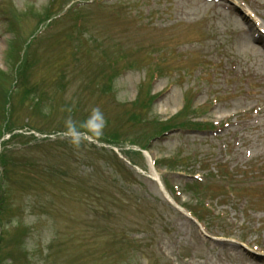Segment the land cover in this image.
Returning <instances> with one entry per match:
<instances>
[{
	"label": "rangeland",
	"instance_id": "rangeland-1",
	"mask_svg": "<svg viewBox=\"0 0 264 264\" xmlns=\"http://www.w3.org/2000/svg\"><path fill=\"white\" fill-rule=\"evenodd\" d=\"M227 1L0 0V92L26 50L11 122L50 170L1 182L0 264L8 253L18 264H264V0H230L242 14ZM136 99L147 121L127 137L171 158L172 198L211 239L168 203L146 156L124 157L127 141L65 131L92 112L91 132L102 133L100 116L111 132ZM176 115L212 125L158 137L154 120ZM184 175L205 185L199 195ZM23 227L26 252L13 243Z\"/></svg>",
	"mask_w": 264,
	"mask_h": 264
},
{
	"label": "trees",
	"instance_id": "trees-1",
	"mask_svg": "<svg viewBox=\"0 0 264 264\" xmlns=\"http://www.w3.org/2000/svg\"><path fill=\"white\" fill-rule=\"evenodd\" d=\"M76 10V7L71 5L68 9L65 10V12L60 13L57 12V16L52 19V23L57 22L58 17H64L68 14L74 13ZM45 17V22L46 20H49L51 17L50 15H46ZM80 17V16H78ZM78 17H75L76 19V26L79 23L80 19H77ZM51 23V20L48 23H45L46 25H49ZM30 45V43H29ZM28 47V45L26 46ZM25 47V48H26ZM28 56L26 53V50L22 56L19 57L17 63L15 64L14 69H13V82L12 86L10 89L7 91V93H2L0 92V216L2 215V212L5 211L3 205L5 200L3 198V192L4 188L2 189L1 182L7 180L9 176H16L18 177V184L21 185V181L25 182L24 179H21L22 176H29L30 179L35 177L37 182H42L44 179L48 177L47 172H49L48 166L43 163L42 159L39 157H33V156H27L29 153V150L26 148L29 139L27 138H34V135H28L24 134L23 132H19L18 129L12 124L11 122V96L18 90L19 84L23 83L25 79H27V75L29 74L30 68H31V63L28 61ZM2 72L0 71V75ZM111 83L109 82L108 88L111 89ZM107 88V89H108ZM30 90H34L35 88H29ZM28 88H25V91L27 92L29 90ZM28 91V93L30 92ZM109 95V94H108ZM153 98V97H152ZM134 106L132 103L129 106L128 105H122L124 106V114L126 115L125 120H123L118 126V128H114V130L111 132L108 130L110 127V121L107 119V117H101L99 118V121L102 120V125L103 127L101 128L102 135L97 136V134L92 133L90 130V126L88 121L96 117V113L90 112L88 114V117L82 118L80 121H78L76 124L73 126L66 128L65 131L67 133L69 132H74L77 134L81 135H90L95 139H98L103 141L106 144L109 145H119L121 143H125L126 141L133 147H137L140 150H149L151 145L150 141L151 139L147 140L146 143H140L135 140H130V138L127 137L128 132H131L134 128L138 126H144L146 124L147 119L143 115V111L146 109H142L141 104L137 107V103L139 102V99H136L133 101ZM187 107V106H186ZM177 115L173 117L172 119L166 120L164 122H160L158 120H154V132H156L158 137L162 138V134L164 132H167L169 130H182V131H206L205 126H210L212 123H206L202 121H197L194 120V118H188L183 121L177 120ZM159 128V130H158ZM39 132H44V130H38ZM6 135L8 137H6ZM6 137V138H5ZM24 140H27L24 142ZM15 141H20L22 143H26L23 146L18 145L17 147H13V144ZM25 146V147H24ZM140 150L137 149H127L123 152L124 157L132 164L136 166H140L141 161L144 159L142 153ZM105 152L106 150L103 149ZM31 153V151H30ZM113 156L118 160L117 156L111 152ZM171 160L169 159H155L154 160V166L156 168H164L166 172L164 174H161V179L164 187L168 191V193L172 194L174 197L176 190L173 188V186L169 182V175L174 174V167L173 165H168L165 162ZM175 161V160H174ZM121 166H125L122 161H119ZM174 169V170H173ZM47 174V175H45ZM181 178L185 179L184 185L182 186L183 190L185 192H192L194 195H199V188L204 187L205 185L201 183L200 181H197V179L193 178H188L187 175L184 176H179ZM33 180V179H32ZM177 201V200H176ZM199 219V216H198ZM28 229L26 227H23L19 229V236L16 238L13 243L14 247L16 249L22 250V252H26L25 248V237L27 236V231ZM3 231V228L1 226V221H0V253L3 251V248L1 247V244L3 242V238H5V234ZM26 234V235H25ZM8 256V260L10 261L9 263H14L18 264L16 259L11 255L10 253L6 254Z\"/></svg>",
	"mask_w": 264,
	"mask_h": 264
},
{
	"label": "water",
	"instance_id": "water-1",
	"mask_svg": "<svg viewBox=\"0 0 264 264\" xmlns=\"http://www.w3.org/2000/svg\"><path fill=\"white\" fill-rule=\"evenodd\" d=\"M227 4H230L231 6H233V8L235 9V10H237L238 12H240V14H242L243 12H242V10H240V8L237 6V5H235V4H233L230 0H228L227 1ZM244 15V14H243ZM246 18V17H245ZM247 20H249V18L247 17L246 18ZM172 132H174V131H170V132H168V134H172ZM145 154V153H144ZM154 180H157L158 182H159V180H158V176H157V179L156 178H154ZM162 192L163 193H165L164 192V190L162 189ZM175 208L176 209H178V210H180V208L178 207V206H175ZM181 211V210H180ZM182 213V212H181ZM192 221H194L191 217H189ZM195 222V221H194ZM196 223V222H195ZM196 225L199 227V224L198 223H196ZM200 232H201V234L205 237V238H207L208 240L209 239H211L210 237H209V235L207 236L204 232H203V230L200 228Z\"/></svg>",
	"mask_w": 264,
	"mask_h": 264
},
{
	"label": "bare ground",
	"instance_id": "bare-ground-1",
	"mask_svg": "<svg viewBox=\"0 0 264 264\" xmlns=\"http://www.w3.org/2000/svg\"><path fill=\"white\" fill-rule=\"evenodd\" d=\"M244 12H245L246 14H249V15L251 16V13L248 12V10L245 9V8H244ZM252 23H253V22H252L251 20H249V24H252ZM148 157H149V156H148ZM150 169H151V170H150V173H151L152 177H154V178L157 179V176L159 177L158 173H156V171L153 170L152 168H150Z\"/></svg>",
	"mask_w": 264,
	"mask_h": 264
}]
</instances>
